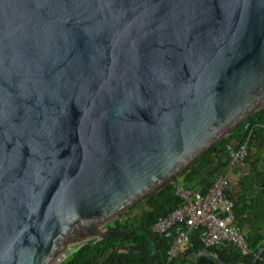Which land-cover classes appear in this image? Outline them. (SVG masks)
Wrapping results in <instances>:
<instances>
[{
  "label": "water",
  "instance_id": "obj_1",
  "mask_svg": "<svg viewBox=\"0 0 264 264\" xmlns=\"http://www.w3.org/2000/svg\"><path fill=\"white\" fill-rule=\"evenodd\" d=\"M262 108L264 0H0V264L156 256L106 225Z\"/></svg>",
  "mask_w": 264,
  "mask_h": 264
},
{
  "label": "trees",
  "instance_id": "obj_2",
  "mask_svg": "<svg viewBox=\"0 0 264 264\" xmlns=\"http://www.w3.org/2000/svg\"><path fill=\"white\" fill-rule=\"evenodd\" d=\"M244 143L248 149L245 161L251 162L253 166L255 161H264V108L252 113L176 177L165 182L106 225L116 230L142 225L152 230L156 238L158 244L156 256L148 258L120 250L117 256L122 264H198V262L199 264H254L264 245V171L256 181L259 189L249 203L245 194L238 201L231 197L234 200L236 224L244 233L247 242L246 254L233 244L215 248L205 247L202 241V229L199 228L192 231L189 244L170 258L168 250L172 239L153 230V225L160 216L167 214L181 203V199L175 194L176 185L195 189L197 179L206 180L209 176L215 177L223 167L229 164V146L236 149ZM212 181L200 191L205 192ZM119 245H128L134 251L145 254L154 252V246L148 235L144 231L134 230L124 237L101 241L88 240L77 246L64 264H102L104 260L106 264H117L113 251ZM202 252L206 254H200ZM256 264H264V250Z\"/></svg>",
  "mask_w": 264,
  "mask_h": 264
},
{
  "label": "built area",
  "instance_id": "obj_3",
  "mask_svg": "<svg viewBox=\"0 0 264 264\" xmlns=\"http://www.w3.org/2000/svg\"><path fill=\"white\" fill-rule=\"evenodd\" d=\"M228 151L229 169L244 162L248 155L245 143L236 149L229 146ZM228 183L227 174L220 173L205 192L176 185L175 194L181 203L160 216L153 225L155 232L172 239L168 250L170 258L189 244L192 231L199 228L202 229V241L207 248L233 244L243 254L248 252L245 236L235 221L234 201L226 193ZM73 251V248L64 251L52 264L63 263Z\"/></svg>",
  "mask_w": 264,
  "mask_h": 264
},
{
  "label": "crops",
  "instance_id": "obj_4",
  "mask_svg": "<svg viewBox=\"0 0 264 264\" xmlns=\"http://www.w3.org/2000/svg\"><path fill=\"white\" fill-rule=\"evenodd\" d=\"M253 164L254 166L251 162L245 161L237 164L232 169H229L227 165L221 169V172H219V174H227L229 183L226 188V193L235 201H238L245 194L247 203H249L251 198L255 197L259 189L256 181L264 171V161H255ZM213 179L214 176H209L206 180L199 178L197 179V183L194 185V188L201 190L205 188ZM60 264H64V262ZM102 264H106L105 260Z\"/></svg>",
  "mask_w": 264,
  "mask_h": 264
},
{
  "label": "bare ground",
  "instance_id": "obj_5",
  "mask_svg": "<svg viewBox=\"0 0 264 264\" xmlns=\"http://www.w3.org/2000/svg\"><path fill=\"white\" fill-rule=\"evenodd\" d=\"M213 182V181H212ZM244 234V233H243ZM245 236V235H244ZM77 246H79V245H77ZM77 246H75L74 248L73 247H71V248H73L74 250H75V248L77 247ZM68 250V249H67Z\"/></svg>",
  "mask_w": 264,
  "mask_h": 264
},
{
  "label": "rangeland",
  "instance_id": "obj_6",
  "mask_svg": "<svg viewBox=\"0 0 264 264\" xmlns=\"http://www.w3.org/2000/svg\"><path fill=\"white\" fill-rule=\"evenodd\" d=\"M126 212V211H125ZM75 246H73V248H74Z\"/></svg>",
  "mask_w": 264,
  "mask_h": 264
}]
</instances>
